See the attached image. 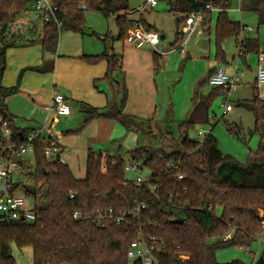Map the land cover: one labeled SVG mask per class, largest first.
Masks as SVG:
<instances>
[{"label":"trees","instance_id":"obj_1","mask_svg":"<svg viewBox=\"0 0 264 264\" xmlns=\"http://www.w3.org/2000/svg\"><path fill=\"white\" fill-rule=\"evenodd\" d=\"M53 1L61 27L54 21L44 22L41 17L43 24L40 32L35 34V28H30L31 36L22 42L25 37L12 35L10 27L30 3L26 0H0V116L10 122L19 142L32 130L16 126V117L9 112L6 98L20 91L22 75L26 70L50 72L54 69V60L45 63L43 59L42 65L23 69L17 84L7 87L2 84V79L8 66V49L40 43L44 55L55 52L62 31L85 33V12L89 10L104 16L114 15L119 25L120 40H126L132 26L130 0ZM165 1L170 11L184 16V20H178L179 28L192 12L197 11L204 13L202 25L210 24L213 10L206 9L208 4L219 10L215 25V59L218 63H228L223 44L230 38L235 39L241 52L238 56L240 62L248 66V55L258 56L264 52V42L260 37L249 36L248 32H244L245 25L229 17L234 0ZM242 9L257 14L259 31L264 26V0H244ZM135 22L147 30L153 29L143 15ZM182 41L180 29L176 43ZM161 57L154 51L156 66H159ZM79 58L92 64L106 60L108 68L104 79L111 81L114 94L122 90L114 78L116 72L123 68L122 55L104 51ZM210 76L211 73L208 81ZM254 89L251 99L239 102L255 116V126L250 135L260 137L258 148L246 163L224 154L212 131L202 141L190 138V131L198 124L210 123V109L215 98L221 94V88L213 87L201 99L194 98L189 117L178 123L177 136L168 129L162 130L159 120L112 110L111 101L104 108L83 104L85 117L81 125L63 134L80 132L95 118L114 119L127 130L141 132L147 139L154 136L160 138L161 145H138L125 156L108 154L106 172L101 170L103 152L90 150L86 175L78 178L67 164L48 161L41 140L37 141L35 167L28 181L36 188L37 220L34 223L23 220L0 223V264H17L11 252L13 243L33 248V264H143L141 261L131 263L127 257L131 242L139 237L141 231L159 239V264H220L218 250L233 246L248 249L258 236L263 235L264 238V101L259 99L256 86ZM124 104L123 99L121 105ZM232 129L237 134L242 130L238 125L232 126ZM128 161L138 162L143 169H147L149 182L136 186L125 171ZM170 163L178 169L169 168ZM179 174L183 175V179L179 180ZM27 194L31 195L28 191ZM137 203L147 204V209L142 212L140 221L131 226L101 228L93 222L92 214L96 210H120ZM75 210L82 211L83 218L75 219ZM219 210L221 213L218 215ZM179 219L183 220L182 223L174 222ZM231 228L235 229L233 238L223 241V236ZM213 239L221 241L212 242ZM181 255L187 258L181 259ZM261 255H264V249ZM225 264L245 263L233 261Z\"/></svg>","mask_w":264,"mask_h":264},{"label":"rangeland","instance_id":"obj_2","mask_svg":"<svg viewBox=\"0 0 264 264\" xmlns=\"http://www.w3.org/2000/svg\"><path fill=\"white\" fill-rule=\"evenodd\" d=\"M146 1H129L130 8L132 9L129 14L132 20L130 29L135 27V20L140 19ZM239 3V0H234L229 11V17L232 20L241 22L243 25L249 26L251 31L248 32V35L259 36L261 41L264 42V26L260 27L258 31L257 14L245 9L239 12L236 9L239 7ZM35 13L36 11L32 5L29 4L28 8L12 23L10 27L12 35H23L25 39L22 42L26 41L31 36L29 34V24L31 22L26 21V19L34 17ZM212 13L211 23L196 27L195 32L189 37L187 53L182 54L179 48L181 42L176 43V39L177 33L183 27L182 25L179 28L178 20H184V16L170 11L169 5L165 0H158V5L155 8L148 7L143 11L142 15L146 22L149 25L156 26L161 36H165V38H161L159 50L168 53L165 55L161 54L162 59L159 62V66H155L154 64V49L152 47L145 45L142 48H138L134 44L128 43L127 40L123 41L118 38L119 25L114 15L104 16L98 11H86L84 34L67 30L62 31L60 36L61 38L63 36L68 42V48L76 44V38H79L81 41L84 38L87 51L94 54L106 51L122 55L124 66L121 71L115 74L117 81L122 84V90L115 93L116 96L112 102L113 106L111 105V109L114 111L122 110L125 113L128 111L142 113L140 112L141 107L135 110V106H138L136 100L142 97L141 94L143 93V99L145 100L146 98L147 104L148 102L152 104V112L148 114V109L145 112L148 115L146 119L154 118L155 120H159L162 130L168 129L174 133V136H177L178 123L189 117L188 112L193 107L194 98L199 99L202 95L209 94L214 87L208 81L210 69L216 62L215 25L217 11H213ZM35 22H38V19ZM194 44L196 45V50L191 51ZM31 46H34V44L18 45L16 47L30 48ZM223 46L230 60L239 52L234 38L227 39ZM255 58L251 61L250 66L244 63L240 64V69L245 75L242 78L241 87L231 95L230 104L233 105V110L225 112V96L221 92L213 101L210 109L213 124H198L190 131V138L200 141L203 140V138L198 137L200 129L212 131L213 135L218 139L221 151L224 154L233 156L241 163L248 161L250 155L254 153L260 143L258 135H250L251 130L255 126L254 114L243 105H239V102L251 99L254 95L255 85L253 88L252 85L246 82L250 79L254 80L253 73H256V75L258 73L256 55ZM43 82L45 80H42ZM108 84L110 85L108 82L102 84L107 90L106 92L101 91V93L109 95L112 99L114 95L111 92V86ZM102 88L105 89L104 87ZM123 99L127 103L125 108L121 105ZM27 100L24 95H19L18 93L7 97L6 105H12L10 108L16 109L14 107L15 104L25 106ZM81 109H73L70 116L62 118L60 123L57 122L54 130L64 133L67 130L76 129L81 125L85 117L84 107L82 106ZM44 112L48 116L45 110ZM51 120L52 118H50L49 123H51ZM15 124L18 127L31 125L28 119L21 117L15 121ZM235 125L242 128L239 134L235 133L232 129V126ZM59 137L61 144L69 148V152L66 154L67 165L78 178H83L86 175L87 158L90 150L101 151L106 155L108 153H115L125 156L128 151L138 145H145L147 143L159 146L162 143L160 138L154 136L147 139L141 132L127 130L114 119L102 118H95L90 121L80 132L74 134L67 133V135L62 134ZM32 164L35 167L33 158ZM143 173L148 174L149 171L144 169ZM127 176L131 177L132 174L127 173ZM17 194L25 198L27 208L32 209L35 207L36 199L34 194H27L24 186L17 189ZM220 213L221 210L218 211V215ZM261 213H263L262 210ZM262 236L257 238L248 249L245 246H233L218 250L217 259L219 263L225 264L240 261L245 264H256L264 249V238ZM219 240L221 241V239H213L212 242ZM11 252L17 264H33L34 252L31 246L19 247L13 243Z\"/></svg>","mask_w":264,"mask_h":264},{"label":"built area","instance_id":"obj_3","mask_svg":"<svg viewBox=\"0 0 264 264\" xmlns=\"http://www.w3.org/2000/svg\"><path fill=\"white\" fill-rule=\"evenodd\" d=\"M239 0L237 10L242 11V2ZM34 10L39 13L44 22L54 21L58 27H61V22L56 17V5L53 0H30L29 2ZM158 5V0H147L143 6L142 12L148 7L155 8ZM206 9L215 10L211 4L206 6ZM204 22V13L202 11L192 12L186 19L181 32L183 41L179 46L182 54L187 53V43L189 37L196 30V27ZM251 28L244 26V32H250ZM244 37V36H243ZM128 43L134 44L138 48L148 45L159 54H167L159 50L161 44V34L157 30H147L139 23L135 27L129 29L126 37ZM241 52L238 53V56ZM239 58V57H238ZM240 60L234 64V72L230 73L225 66H218L209 78V84L221 88V92L225 96V112L233 110V105L230 104L231 95L238 90L242 85L244 72L240 69ZM255 86L257 87L260 100L264 101V52L258 55V73ZM48 113L47 120L37 129H33L29 134L23 137V141L19 142L16 138L14 130L8 120L0 116V223L11 222L15 220H23L28 223H34L37 220L35 207L30 209L26 207L25 198L17 194V189L21 186H26L29 181V175L34 170L32 158L34 160L35 144L42 142L44 146V154L48 161L67 164L65 154L68 152L66 148L58 142L54 126L57 124L61 116L71 114V107L67 97L58 91L54 92L51 101L44 106ZM52 116V117H51ZM52 118L51 123H49ZM210 124H213V119H210ZM210 131L200 129L198 137L204 136ZM21 134V133H20ZM107 155L103 154L101 160V170L106 171ZM35 161V160H34ZM169 168L178 169L174 163L168 164ZM143 167L138 162L128 161L125 165L126 173H131L136 186H142L143 183L149 182L148 174L143 173ZM179 180L183 179V175H178ZM152 189L154 187L150 185ZM172 197V194L169 195ZM73 197V195H72ZM36 206V205H35ZM178 207V206H177ZM147 209V204L137 203L130 208L116 210L114 208L99 209L93 212L92 219L95 224L101 228H107L111 225L131 226L133 223L140 221L142 212ZM75 219L83 218V213L80 210H75L73 213ZM264 229V221L262 222ZM235 229L226 233L222 240L227 241L233 238ZM257 238H260L258 236ZM161 250L159 239L150 234L140 232L139 237L132 241L127 251V257L131 263L141 261L143 264H159L157 252ZM181 259H186L184 255Z\"/></svg>","mask_w":264,"mask_h":264},{"label":"crops","instance_id":"obj_4","mask_svg":"<svg viewBox=\"0 0 264 264\" xmlns=\"http://www.w3.org/2000/svg\"><path fill=\"white\" fill-rule=\"evenodd\" d=\"M37 19L38 22H35ZM26 21L31 22V24H29L30 28H35L36 34L40 32L43 22L39 13L36 12L34 17L26 19ZM135 21H139V20H135ZM136 23L138 22H135V24ZM40 25L41 27H39ZM161 38H165V36L163 35L161 36ZM67 46H68V42L65 40V38H63V36L62 38L60 36L56 51L52 53L48 52V54L45 55L42 52L40 43H36L34 44V46H31L30 48L14 47L8 49L7 51L8 66L4 72V76L2 79V84L7 87L14 86L17 84L19 76L23 69L31 66H40L43 63V59H45V63L47 61L54 60V69L51 70L50 72L41 73L34 70H26L23 73L21 79V88L18 93L19 95H24L28 99L27 103H25V106H18L19 104L18 105L15 104L14 107H16V109H11L10 107L12 105L7 106L9 112L16 117V120L21 117L28 119L31 123V125L25 127L17 126L18 128L27 129V130H33L39 128L48 118V116L44 114L45 113L44 106H46L51 101V98L53 97L55 91L61 92L67 97L71 107V114L73 112V109L76 108L81 109L83 104H88L97 108H104L108 104H110L109 103L110 101L111 103L113 102L116 95L114 94L112 83L111 81L104 79V76L108 68L107 61L102 60L99 63L92 64L80 59L79 57L81 55H94V53L86 50L84 38L82 41L79 38H76V44H74L71 48H68ZM193 50H196L195 44L191 48V51ZM251 55L247 56L249 66L250 63H252L251 61L256 59L255 55L252 57ZM153 59H154V53H153ZM238 59L239 58L237 53V55H234L231 60L228 59V63L226 64H221L216 61L214 65H212L209 75L210 73L212 74L218 66H225L228 72L230 73L234 72L235 71L234 64L235 62H237ZM257 61H258V56H257ZM122 66H124L123 61H122ZM253 76H254L253 78L254 80L250 79L246 83L252 85V87L254 88L257 78L256 73L255 74L253 73ZM114 78L118 83V85L120 86V88H122V84L117 81L115 75ZM42 80H45V82L42 83ZM106 81L110 83V85L109 84L108 85L111 86V92L114 95L112 99L110 98L109 95L107 94L105 95L101 93V91L106 92L107 90L106 87L102 85L103 83H107ZM102 87H104L105 89H103ZM141 95L142 97L136 100L138 106H135V110H138L141 107L140 112L142 113H139L137 111H128L126 112V114L134 115L139 118H148L147 117L148 115H146L145 112L147 109L149 112L148 114L152 112V104H149V102L147 104V102L145 101L146 98L145 100L143 99V93ZM203 96L206 95H202L201 97H199V99H201ZM126 106L127 103L125 102L124 108ZM70 115L61 116L58 123L61 122L62 118H67ZM62 134L63 133L61 132H56L58 142L69 152V148L62 145L60 142L59 136H61ZM66 154H65V158H66ZM108 154L117 155L115 153H108Z\"/></svg>","mask_w":264,"mask_h":264},{"label":"water","instance_id":"obj_5","mask_svg":"<svg viewBox=\"0 0 264 264\" xmlns=\"http://www.w3.org/2000/svg\"><path fill=\"white\" fill-rule=\"evenodd\" d=\"M26 2L29 3L30 0H26ZM153 29L158 30V28L156 26H153ZM25 188L31 194H35V192H36V188L33 185L28 184L25 186ZM182 221H183L182 219H179V220H175L174 222L175 223H182ZM256 264H264V255L260 256V258L257 260Z\"/></svg>","mask_w":264,"mask_h":264}]
</instances>
